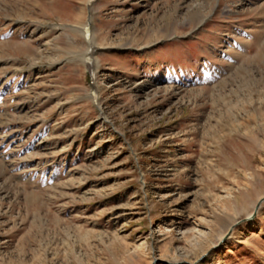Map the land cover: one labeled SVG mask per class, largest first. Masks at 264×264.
Returning <instances> with one entry per match:
<instances>
[{"label":"rangeland","instance_id":"374dc122","mask_svg":"<svg viewBox=\"0 0 264 264\" xmlns=\"http://www.w3.org/2000/svg\"><path fill=\"white\" fill-rule=\"evenodd\" d=\"M262 198L264 0H0V264H264Z\"/></svg>","mask_w":264,"mask_h":264},{"label":"water","instance_id":"95a60500","mask_svg":"<svg viewBox=\"0 0 264 264\" xmlns=\"http://www.w3.org/2000/svg\"><path fill=\"white\" fill-rule=\"evenodd\" d=\"M262 201H264V198H262V199L259 200V202H258V203L256 204V206H255V209H254L253 213H252L250 216H248V217H246V218H244V219L238 221L235 225H237V224H238L239 222H241V221H246V220H251V219H253V218L255 217L256 213H257L258 206H259V204H260ZM235 225H233V226L228 230V232H227V233L224 235V237L220 240L219 244H220L221 242H223V241L229 236L230 232L232 231V229H233V227H234ZM203 257H205V254L202 255V256L199 258V260H201ZM199 260H198V261H199ZM158 262H159L158 259H154V260H153V264H156V263H158ZM195 263H196V262H195ZM195 263H194V264H195Z\"/></svg>","mask_w":264,"mask_h":264},{"label":"bare ground","instance_id":"6f19581e","mask_svg":"<svg viewBox=\"0 0 264 264\" xmlns=\"http://www.w3.org/2000/svg\"><path fill=\"white\" fill-rule=\"evenodd\" d=\"M86 41H87V43H88V45L91 47V41H90V38H89V35L87 34L86 35ZM90 60V58H86V63H87V66L88 67H90V65H88V61ZM92 71V70H91ZM93 75L91 74V77H92Z\"/></svg>","mask_w":264,"mask_h":264}]
</instances>
